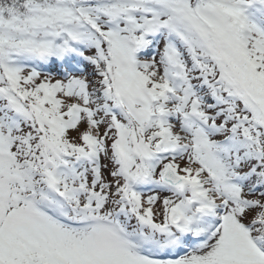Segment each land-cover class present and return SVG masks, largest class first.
<instances>
[{"label":"snow or ice","instance_id":"6c2138e0","mask_svg":"<svg viewBox=\"0 0 264 264\" xmlns=\"http://www.w3.org/2000/svg\"><path fill=\"white\" fill-rule=\"evenodd\" d=\"M0 264H264V0H0Z\"/></svg>","mask_w":264,"mask_h":264}]
</instances>
